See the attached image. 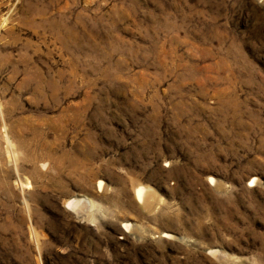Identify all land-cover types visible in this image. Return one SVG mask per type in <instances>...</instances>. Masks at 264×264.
Here are the masks:
<instances>
[{
  "label": "rangeland",
  "instance_id": "1",
  "mask_svg": "<svg viewBox=\"0 0 264 264\" xmlns=\"http://www.w3.org/2000/svg\"><path fill=\"white\" fill-rule=\"evenodd\" d=\"M0 264H264V0H0Z\"/></svg>",
  "mask_w": 264,
  "mask_h": 264
},
{
  "label": "bare ground",
  "instance_id": "2",
  "mask_svg": "<svg viewBox=\"0 0 264 264\" xmlns=\"http://www.w3.org/2000/svg\"><path fill=\"white\" fill-rule=\"evenodd\" d=\"M98 185H99V188H102L103 187V181L102 180L101 181H98ZM136 194H137V197H138L139 200H145V199H148L151 196L150 195V191L148 190V188L145 187V186H143V185L142 186H139L136 189ZM89 204H91V203L90 202L88 203V201H86V199L83 200V199H80V198H76V199L72 200L69 205L70 206H73V208L77 209V208H82V207L83 208H86V206L88 207ZM124 226L128 230L131 228V225L130 224H125Z\"/></svg>",
  "mask_w": 264,
  "mask_h": 264
}]
</instances>
